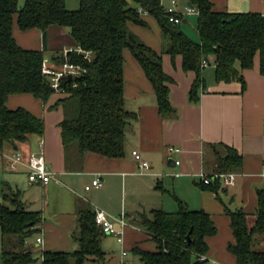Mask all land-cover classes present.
Segmentation results:
<instances>
[{"label": "trees", "instance_id": "trees-1", "mask_svg": "<svg viewBox=\"0 0 264 264\" xmlns=\"http://www.w3.org/2000/svg\"><path fill=\"white\" fill-rule=\"evenodd\" d=\"M68 0H0V149L5 144L17 146L31 136L43 137L45 121L24 108L10 110L12 95L28 94L47 103L55 94L52 81L43 73L47 43L43 51L22 48L14 37V26L20 30H41L45 39L51 28L69 30L73 40L72 63L86 74L63 83L66 97L62 106L64 119L60 126L65 149L76 148L79 154L95 153L109 159L125 156L127 134L137 114L126 108L124 94L125 52L129 51L143 68L157 98L159 114L172 119L177 113L170 101V84L174 82L164 70L165 54L175 60L182 57L183 70L194 72L189 93L198 104L200 92L206 87L204 63L215 66L218 83H246L242 72L253 69L259 56L260 73L264 76V15L218 12L211 0H188L198 14L199 42L183 30L182 23L170 21L171 13L162 0H79L77 10L67 9ZM154 17L166 42L160 53L145 44L130 30V25L147 27L142 15ZM163 41V42H164ZM81 49L84 53H78ZM89 53L90 59L85 58ZM55 65L62 66L60 52ZM77 88H73L74 84ZM216 152L220 172L236 173L243 165L241 154L227 145H211ZM202 189L218 193L217 185ZM256 220L252 227L243 211H230L234 243L229 251L237 264H264V252L255 249L258 236L264 234V190L258 193ZM79 227L73 234L78 248L73 253L46 251L42 264H111L102 243L106 235L96 225L92 208L81 210ZM40 212L28 211L21 192L5 184L0 203V229L3 236L2 264H33L35 254L26 249V242L40 231ZM134 223L156 243L155 251L135 248L132 252L143 264H206L208 238L217 234L216 224L203 210H191L178 200V210L168 213L153 210L139 214Z\"/></svg>", "mask_w": 264, "mask_h": 264}, {"label": "crops", "instance_id": "crops-1", "mask_svg": "<svg viewBox=\"0 0 264 264\" xmlns=\"http://www.w3.org/2000/svg\"><path fill=\"white\" fill-rule=\"evenodd\" d=\"M211 2L218 12L264 15V0ZM188 3L186 0L182 5L171 0L166 8L162 0L166 9L174 8L184 16L182 30L187 35L193 23L197 34L198 14L195 10L192 13L188 11ZM142 18L147 27L131 24L130 30L154 51L162 52L160 25L148 14H143ZM13 32L22 48L45 49L47 40L45 42L41 30L22 31L15 24ZM194 41H200L199 35ZM71 48L63 47L46 59L56 67L54 57L57 53L62 55ZM182 65L180 56L175 60L168 54L163 57L164 70L174 80L169 86L170 101L177 110L174 118L164 119L159 114L154 88L143 68L129 51L125 52V103L128 111L137 114V120L127 134L125 156L122 158L109 159L95 153L83 155L76 148L65 149L60 126L64 111L62 106H56L60 99L66 97L65 94H54L47 103L28 94L9 98L7 107L10 110L24 108L45 121L43 137L33 135L26 143L17 146L5 144L0 149V203L7 184L21 192L28 211L41 213L43 222L39 233L26 242V249L35 254L37 260L33 264H42V255L46 251L73 253L77 250L73 234L78 230L81 210L87 208L105 211L118 227L117 220L125 216L128 225L124 243H119L113 236L106 237L122 245V256L115 264H133L124 260L127 251L157 249L151 237L136 226L135 219L139 214H149L153 210L174 213L178 210V200L185 202L191 210L207 212L216 224L217 234L207 240L209 260L206 264H237L236 257L229 251L235 240L227 209L243 211L252 227L258 209V193L264 190V76L260 73V59L257 56L253 69L242 72L245 91L240 81L218 83L215 66H205L203 77L206 87L200 92L198 104L189 99L196 74L185 72ZM210 67L213 69L207 72ZM41 141L45 144L48 168L55 175L47 185L31 184L25 166L19 172H12L9 167V157L16 151L22 152L27 162L33 153L40 150ZM211 145L232 147L243 158V165L236 172V185L228 188L218 185V193L202 189L200 179L202 174L220 172L216 152ZM133 151L150 163V170H141ZM96 179H100L101 186L86 190ZM39 237L43 239L42 244L37 242ZM0 239L2 264L1 229ZM258 242L264 244V234L257 237L255 246ZM102 246L111 263L104 242Z\"/></svg>", "mask_w": 264, "mask_h": 264}, {"label": "built area", "instance_id": "built-area-1", "mask_svg": "<svg viewBox=\"0 0 264 264\" xmlns=\"http://www.w3.org/2000/svg\"><path fill=\"white\" fill-rule=\"evenodd\" d=\"M175 4V2H173ZM194 9L188 8L189 12H193ZM171 13H177L174 8H169ZM170 21L175 24H181L182 20L178 17L172 16ZM73 52L72 49L65 50L62 53V56L65 58V63L60 67H55L50 64V62L46 59L43 63V73L47 77H49L52 81V87L55 91V94H65L63 90V83L65 80L76 79L86 74V70H84L81 66L76 65L71 62L69 58V54ZM78 53H84L81 49L77 50ZM87 59H90L89 53L85 54ZM208 63L205 62L204 66H207ZM78 84H74L73 88H77ZM44 141L40 143V150L36 153H33L28 161H25L24 154L20 151H16L12 156L9 157L10 160V170L12 172H19L21 167L25 166L28 169V179L31 184H40L47 185L50 181L55 179L54 173L48 168L47 159L44 151ZM175 152H179V150L174 149ZM133 156L136 161L139 163V166L142 171H147L151 169V165L149 162L144 160L142 156L137 152L133 151ZM179 165L180 162H177ZM201 182L205 186L219 185L222 188L233 187L237 183V174L236 173H224L219 172L215 174H202L200 176ZM101 181L100 179H96L93 181L92 186L86 188V190H90L92 187H100ZM95 221L96 225L102 230L103 234L108 236H113L117 239V241L121 244L124 243V235L125 229L127 227V221L125 216L123 215L120 219L117 220L119 227L116 226L111 216L105 211L96 208L95 209ZM39 244L43 243L42 237L37 239ZM126 255V252H124ZM203 260L208 262L207 257H203Z\"/></svg>", "mask_w": 264, "mask_h": 264}, {"label": "rangeland", "instance_id": "rangeland-1", "mask_svg": "<svg viewBox=\"0 0 264 264\" xmlns=\"http://www.w3.org/2000/svg\"><path fill=\"white\" fill-rule=\"evenodd\" d=\"M177 1L181 2L182 5L185 4L186 2V0H177ZM170 2L171 0H163V4L165 5L166 8L169 7ZM23 4H24V0H20V6H22ZM78 8H79V0L67 1V9L77 10ZM193 18H195V16L192 17V20ZM183 26L184 25H182V27ZM194 27H195V23H193V28L188 32V36L191 37L193 40H196L198 38V33L196 34V30H194ZM164 45L166 46L165 41L163 42V47L165 48ZM63 47H73V40L70 34H68V29L59 28V27L51 28L48 33L46 57L49 58L55 55L56 52L58 50H62ZM212 69L213 68L211 67L208 68L207 72L211 71ZM103 242L105 248L107 249L111 257V263L115 264V262H117L119 258H121L122 256V252H123L122 245L118 244L117 241L111 237L104 238ZM0 245H1V241H0ZM255 249L257 251L264 252V244L258 242L255 246ZM124 260L132 262L133 264H143L140 258L136 256L132 251H127V256L124 257ZM72 264H75L74 260H72Z\"/></svg>", "mask_w": 264, "mask_h": 264}, {"label": "water", "instance_id": "water-1", "mask_svg": "<svg viewBox=\"0 0 264 264\" xmlns=\"http://www.w3.org/2000/svg\"><path fill=\"white\" fill-rule=\"evenodd\" d=\"M188 5L190 6L191 9H194V6L191 2H189ZM69 79L71 80L72 78L70 77ZM35 262H37V260H35Z\"/></svg>", "mask_w": 264, "mask_h": 264}, {"label": "bare ground", "instance_id": "bare-ground-1", "mask_svg": "<svg viewBox=\"0 0 264 264\" xmlns=\"http://www.w3.org/2000/svg\"><path fill=\"white\" fill-rule=\"evenodd\" d=\"M105 235V234H104Z\"/></svg>", "mask_w": 264, "mask_h": 264}]
</instances>
